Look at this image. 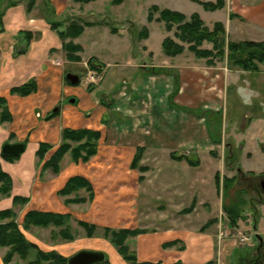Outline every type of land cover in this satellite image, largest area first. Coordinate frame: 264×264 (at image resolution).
<instances>
[{
	"label": "crops",
	"instance_id": "crops-1",
	"mask_svg": "<svg viewBox=\"0 0 264 264\" xmlns=\"http://www.w3.org/2000/svg\"><path fill=\"white\" fill-rule=\"evenodd\" d=\"M49 1L57 14H60L58 12L69 2ZM223 1L224 7L221 10L208 12L220 17L213 21L211 27H206L211 29L215 23H221L228 42H262L264 0ZM124 4L126 1L122 3ZM39 7L40 2L37 1L34 9L27 13L25 2H18L5 9L1 16L0 97L6 98L12 122L0 125V152L4 144H11L8 141L11 133L15 134L16 138L24 136L28 141L23 157L19 156L18 160L12 163L0 159L2 171L12 181L10 197L0 198V211L12 208L13 198L21 197L27 200L21 210L23 215L28 211L74 215L78 213L76 210L80 209L79 205L69 204L67 207L58 192L70 178L79 176L90 183L93 193L90 202L84 203L86 220L83 221L96 227L142 231L134 237V253L138 262L210 264L212 245L217 242L219 249L222 240H213L202 233L215 224L216 220L204 231L201 228L208 221L202 222L197 230L200 234L196 233L195 226L202 217H209V214L204 212L200 199L201 196L204 197L205 185L210 183L211 193L216 195L221 192L223 183L220 180L219 183L215 181L218 172L211 176L212 179L206 180L205 174L209 171L200 157L204 151L201 146L205 144V148L208 147V152H211L220 146L226 149L229 144L232 151L231 144H225L223 139L230 134H239L241 142L249 138H263L264 100L260 96L259 106L253 109L256 113L254 116L249 118L246 111L243 113L239 120L244 121L243 125L238 122L231 123L229 131L225 130L222 134L220 130L219 136L211 134L207 127L209 121L205 119L204 114L222 113L228 88L235 90L238 101H242L245 95L249 97L252 92L247 90L248 83L245 78L264 71V63L257 65V71L249 72L237 67H228L226 63L221 65L217 61L215 65L197 63L190 58L184 59V53L176 57L160 54L155 56L147 46L146 41L150 36L148 31V38L144 41V47L147 49L141 52V55H150V63L143 62V65L135 66L136 78L122 77L116 82L105 81V85L101 86L104 91L100 95L107 96L106 89L111 86L117 88L116 103L109 104L108 100H96L94 92L90 94L82 88H70L62 84L58 62H54L52 57L59 51L61 42L46 23V19L38 14ZM112 8L117 7L113 5ZM192 14L201 18L198 13ZM192 14L186 16L190 17ZM25 33L34 36L28 45ZM14 45L25 47V53L18 54L19 50L15 51ZM113 64L102 62L99 64L102 67L98 70L105 66L113 67ZM157 69L162 71L155 73L154 70ZM32 80L37 85L36 93L27 97L9 94L11 88ZM69 94L75 95L76 107L61 104ZM15 105H18V109L14 112L11 106ZM57 105L61 106V110L56 117L42 119L48 113H57ZM94 109L97 113L92 117L90 111ZM194 110L197 112L194 113ZM35 111H40L37 118ZM68 112L77 113L83 120V125L76 127L69 123L64 117ZM110 113H115L120 120L131 122L133 145L129 142L124 145L123 141L116 140L104 144L108 130L102 125L101 119L103 116L108 117ZM65 128L99 131L101 137L97 154L87 163L78 164H74L70 155L66 154L58 174L46 171L43 177L39 176L42 164L36 165L35 155L39 144L49 143L55 148L60 141L61 130ZM23 130L26 131L22 132ZM122 130L120 137H124V132H130L124 127ZM261 141L264 143V140ZM249 143L246 149L240 144L239 152L245 150L248 154H253L252 158H264V149H256L251 140ZM137 150H141V157L132 167ZM179 150L182 151L181 154ZM190 153H196L197 159L188 158ZM66 159L69 163H65ZM248 173L254 172L248 170ZM75 194L76 192L64 198L72 199ZM154 203L159 205L153 207ZM210 203L213 204V198H210ZM154 224L162 225V228L155 229ZM172 242L175 243L173 246L164 247ZM6 250L0 248V264H3L2 258Z\"/></svg>",
	"mask_w": 264,
	"mask_h": 264
},
{
	"label": "rangeland",
	"instance_id": "rangeland-1",
	"mask_svg": "<svg viewBox=\"0 0 264 264\" xmlns=\"http://www.w3.org/2000/svg\"><path fill=\"white\" fill-rule=\"evenodd\" d=\"M37 1L40 2L38 14L46 19L45 21L49 25V27L52 23L57 24L58 31H64L70 23L76 21H81L82 23L89 24V26L84 27V29L86 28L85 32L77 38V41L76 39L72 40L73 44L80 46L82 49L81 52L75 54V56L79 57V61L73 62L68 60L66 57V52L62 48V45L60 46L59 51L55 55H52V57L55 60L54 62H58L57 68L59 69V73L61 74V82L64 86L70 88H82L90 94L94 92L96 93L94 95L96 100H99L101 102L108 100L109 104L116 103L117 88L111 86L109 89H106V91L108 92L107 96L100 95L101 92L104 91L101 89V86L105 85V81L110 80L116 82L119 81L122 77L125 79L131 78L133 76L135 77L136 65H143V62L150 63V55L146 57L141 55V52L147 49V47H144V41L148 38V36L146 39L139 36L143 29L149 31L150 36L146 42L147 46L151 51L154 52L155 56L158 54H160V56L164 55L161 48V42L163 39L169 38L183 47L184 59L190 58L195 60L197 63L201 62L206 65H215V61H217L221 65L226 63V65L230 67V64H228L225 58H196L193 53L187 50L189 44L183 43L175 37V34H178L176 25H172L171 31L168 32L165 30V25L162 22L158 23L155 21V19L159 17V12L165 9L183 13L186 17V20L189 19V16L186 15L198 13L201 15V18L205 26L207 27H211L213 21L220 17V15L211 14L204 11L200 5L191 1L124 0L123 3L126 1V4H120L122 6L118 5L119 7L116 6L117 8L113 9V5L111 3L112 0H100L94 3L92 2L88 5H74V2L72 0H69V2L63 8L64 11L63 9H61V11L58 12L60 14H57V11L54 9L52 3L49 0H36V3ZM161 6H163V8ZM151 7H156L158 11L153 14V21L148 22L147 15ZM131 21H133V23ZM53 31L57 35V32L55 30ZM31 36L34 38L32 34ZM68 41L69 40H66V42ZM14 47L15 51H24L25 49V47L20 48L19 46L15 45ZM199 49L212 50V45L208 42H203ZM112 61H114L115 63L113 62V64ZM102 62H107L110 65L113 64V67L110 66L108 68H105V66L102 68V70H96V67H94L95 69L91 67V65L93 64H101ZM88 70L97 71L102 76L101 81L94 84H88L85 81L86 73ZM68 73L77 75L79 77L78 86H72L68 82H66L65 75ZM245 80L248 83L246 86L248 87L247 90L252 92L249 97L245 95L243 96L242 101H238L235 97V90L233 88H228L226 89L227 95L224 100V108L222 110V113L218 115H211L207 112H205V114L203 113L205 119L209 121L207 127H209L212 135L214 133V135L216 134L219 136L220 130H222V134L225 132V130H227L228 132L229 128L231 127V123L238 122L240 123V125H243L244 121L239 120L245 111L246 114L248 113L247 116L249 118L256 114L253 109H255V106H259L261 102L259 99L260 96L264 100V71L262 70V72L258 74H250L245 78ZM102 97H104L105 99H102ZM70 100L74 101L71 102ZM76 101L77 100L75 95L69 94L65 96V100L61 104L76 107V104H74L76 103ZM113 106L115 108V105ZM60 108L61 106L57 105L55 107V111L57 113H48L42 119L47 120V118L49 116H52L53 114H55L54 117H56L60 113ZM11 109H13V111L15 112L18 109V105L11 106ZM39 112L40 111H35L34 115L36 116V118L37 113ZM193 112L195 113L197 111L194 110ZM90 113L92 114V117H94L97 113V110L94 109L90 111ZM76 114L75 112H68L64 115V117L67 121H69V123L76 127H79L83 125V120ZM106 117L107 116H103V118L101 119V121L103 122L102 125L105 126V128H107L108 130V136L104 140V144L106 145L110 143V141L116 140L118 142L123 141L124 145H127L128 142L133 145L134 136L132 134L131 122L128 123L124 119H118L115 113L108 114V119ZM10 122H12V119ZM3 123L0 120V125L3 126ZM123 127L130 132H124V137H120L123 131ZM25 131L26 130H23L22 132ZM234 132H236V130ZM205 138L207 139L206 136ZM223 139L225 144H231L232 152L237 164L235 161L228 164L226 160L227 151L223 146H220L218 149H214L211 152H208V147L205 148V144H202L201 148H203L204 151L201 153L200 157L204 162V166L207 167L209 171V173L205 174L206 180H210L211 176L218 172L219 179L223 184L221 187V192L216 195L211 193L210 189H212V186L210 183H207L205 185L204 197L201 196L200 199L203 202V210L205 213L209 214V217H202L201 221L199 223L197 222L198 224L195 226V231L198 230L202 222L206 223L207 221L212 219L216 220V223H213L209 228H207V230L202 233V235L210 236L211 238H213V240L216 239L217 241V236L219 235L220 230L226 235V237L222 239L219 249L217 242L214 246L212 245V259L210 264H264V249L260 247L258 240V238L264 239V212L262 214L257 213L254 216L248 211L249 204L245 201V199L247 200V198H249V196L251 195L250 193H246V191L244 190L245 188L243 189L244 186L240 185V175L236 176L237 174L235 172V167H240L242 174L257 175L259 174V172L264 170V158H260L259 156H255L254 158H252V153L248 154L245 150L239 152L238 149V146L240 144L243 149L249 147V144L251 143H249V140L252 141V143L254 144L253 146H255L256 149H264V143H262L263 141H261L264 140V137H258L255 139L249 138L248 140H242L241 142L239 134L234 135L233 133V135L230 134ZM8 141H10L9 143L11 144L22 143L26 147V141L28 140L24 139V136L16 138V135L11 133ZM60 142L61 135L60 141L55 148L59 146ZM47 145L48 149L45 152L43 158L40 159L36 156V165L39 166L40 164H42L41 172L39 174V176L42 177L46 171L52 172L51 169L44 170L43 165L50 159V157L56 150L55 148H53V145L49 143ZM178 152L179 154H181L182 151L179 150ZM25 153L26 151H24L20 156L23 157ZM196 155V153H190L188 158H190L191 160H196ZM0 159H2L1 153ZM206 159L208 161H206ZM16 160H18V158L13 161L7 162L12 163ZM61 161L59 163V166H61ZM66 162L69 163V160L66 159L65 163ZM248 170H251L254 173H248ZM232 177L233 181H230ZM225 179H227L229 182H225L224 187ZM11 190L12 181L9 194H0V198L8 196L10 197ZM81 190H83L81 193H77ZM78 191H76L75 196L72 198L85 199L86 201L78 203L80 207L79 210H76L78 213L71 215V220L67 223L69 234L72 237V240L70 241L62 239V237L59 235L60 230L64 229L66 226L61 228H55L53 226L47 228L30 227L29 229L24 230L23 218L27 212L23 215V212L21 210L24 208L27 202L20 203L18 201L14 203V197L13 207L7 210L12 211L14 215L12 219L17 224L19 230L22 231L25 238L28 241L34 243L43 252H55L56 254L68 259L81 250H92L102 252L111 264L121 263L123 259L118 255L116 249L109 243L108 239L104 237L103 227H96L93 231L92 236H88L86 230L76 223V220H86V211L84 210L86 205L84 203L90 202L89 196L87 193H85L84 189H80ZM210 198H213V204L210 203ZM62 199L63 201L66 200L64 197ZM239 200L242 201V203H240L238 206V209L240 211L239 218L236 225H231L228 216L223 210V206H232L235 205L236 202L238 204ZM158 205V203H154L152 206L157 207ZM67 207L69 206L67 205ZM8 221L9 219L3 221L0 220V223H6ZM253 225L256 226V231H254ZM154 227L155 229L159 227L162 228V225L154 224ZM196 233L200 234L198 231ZM239 235H243L245 237L250 236L251 240L246 244H240L237 239ZM125 244L128 246L130 252H134V237L127 238ZM9 264L25 263L15 255ZM122 264L124 263L122 262Z\"/></svg>",
	"mask_w": 264,
	"mask_h": 264
},
{
	"label": "trees",
	"instance_id": "trees-1",
	"mask_svg": "<svg viewBox=\"0 0 264 264\" xmlns=\"http://www.w3.org/2000/svg\"><path fill=\"white\" fill-rule=\"evenodd\" d=\"M45 1V0H44ZM78 4H89L98 0H72ZM124 0H112V5L117 6L123 3ZM202 6L207 12H214L221 10L224 7L223 0H216L215 2H201L199 0H191ZM18 2H25L26 12L30 13L35 7L36 0H0V32H2L1 16L5 9L14 6ZM46 6V3H45ZM147 15V21H153V14L158 11L156 7H151ZM156 22H162L165 25L166 31H171L172 25H176L178 34L175 37L181 42L189 44L187 50L196 58H225L230 64V67H237L244 71L255 72L258 69V64L264 63V40L262 42H228L226 40V34L224 27L221 23H215L211 29H208L202 19L197 14H192L188 20L186 17L175 11L162 10L159 12V17L155 19ZM89 26L87 23L76 21L70 23L64 31L57 30V24H50V28L57 32L58 38L61 41L63 50L66 52L68 60L77 62L79 57L75 56L76 53L81 52L80 46L73 44L72 40L77 39L83 33L84 27ZM27 45L32 40L31 34H24ZM141 38L146 39L148 31L143 29L139 34ZM66 40H69L66 42ZM203 42H208L212 45V50H201L199 47ZM162 52L167 57H176L181 55L184 51L183 47L175 43L169 38L163 39L161 42ZM25 51H18V54H24ZM94 68V65H91ZM95 69V68H94ZM98 70V69H96ZM161 69L154 70L155 73L161 72ZM67 82V81H66ZM79 85L78 83L75 85ZM37 85L35 81H30L18 87H13L9 90L10 95L19 97H27L31 94L36 93ZM0 111H1V122H10L12 117L7 109L6 98L0 97ZM55 114L49 116L47 119L54 117ZM101 134L97 130L92 129H69L65 128L61 133V142L56 148L50 159L44 163L43 169H51L53 174H58L60 171L59 163L64 155L69 154L70 159L74 164L87 163L92 157L97 154L98 142ZM48 149L46 143H40L39 148L36 152V156L40 159L43 158L45 152ZM141 150H137L132 167H134L140 160ZM1 158L6 161H13L18 157H7L1 155ZM182 159V157H179ZM219 175L215 176V181L219 183ZM227 179L224 180L227 183ZM230 181H233L231 178ZM229 182V181H228ZM11 180L10 177L2 171L0 168V194L8 195L10 192ZM84 189L89 196V200L92 199V187L90 183L82 177L70 178L65 186L58 192L61 197H68L72 193ZM25 203L27 202L24 198L15 197V202ZM85 199H66L64 203L78 204L85 202ZM223 210L228 216L231 225H236L240 211L238 206H223ZM190 211V210H187ZM186 211V212H187ZM14 215L11 210L0 211V220H8L6 223H0V248H6L7 251L2 258L3 264H9L12 258L16 255L25 264H66L67 260L61 255L55 252H43L34 243L28 241L22 231L19 230L17 224L13 221ZM71 220L69 214H59L51 212H39V211H28L23 218V229L27 230L30 227L47 228L53 226L55 228H61L59 235L64 240H72L69 234V228L67 223ZM214 221H208L201 230H205ZM76 223L84 228L88 236H92L96 226L91 225L82 220H76ZM104 237L108 239L109 243L116 249L118 255L127 264H152V263H140L137 261L135 253L130 252L125 241L129 237H136L141 234L142 231L130 230V229H109L103 228ZM175 243L165 244L164 247H171ZM31 257V259H30ZM100 264H111L107 258L103 263Z\"/></svg>",
	"mask_w": 264,
	"mask_h": 264
},
{
	"label": "flooded vegetation",
	"instance_id": "flooded-vegetation-1",
	"mask_svg": "<svg viewBox=\"0 0 264 264\" xmlns=\"http://www.w3.org/2000/svg\"><path fill=\"white\" fill-rule=\"evenodd\" d=\"M227 149V155L226 159L227 162H234L235 158L234 155L230 149V145L228 144L226 146ZM236 162V161H235ZM237 163V162H236ZM236 176L240 175L241 182L240 185L244 186L243 189L246 191V193H250L251 196L245 199L246 202L249 204L248 211L252 215H256L257 213H263L264 212V171L257 175L252 174H242L239 167L235 168ZM238 201V200H237ZM242 203L241 200H239V203H235L237 206ZM264 216V214H263ZM254 231H256V226L253 225ZM259 245L264 249V239L258 238Z\"/></svg>",
	"mask_w": 264,
	"mask_h": 264
},
{
	"label": "water",
	"instance_id": "water-1",
	"mask_svg": "<svg viewBox=\"0 0 264 264\" xmlns=\"http://www.w3.org/2000/svg\"><path fill=\"white\" fill-rule=\"evenodd\" d=\"M100 69L102 66L93 64ZM66 81L70 85H76L79 82L77 75L68 73L65 75ZM73 102L74 100H70ZM25 151V145L22 143L4 144L1 148V155L7 157H19ZM106 257L102 252L92 250H81L68 258L66 264H100L105 261Z\"/></svg>",
	"mask_w": 264,
	"mask_h": 264
},
{
	"label": "built area",
	"instance_id": "built-area-1",
	"mask_svg": "<svg viewBox=\"0 0 264 264\" xmlns=\"http://www.w3.org/2000/svg\"><path fill=\"white\" fill-rule=\"evenodd\" d=\"M101 79H102V76L97 71L88 70L86 73L85 81L88 84L97 83V82L101 81ZM219 223H220V220H219ZM224 237H226V235L220 230L219 235H218V240H222ZM237 239H238V242L240 244H246L251 240V237L250 236L245 237L243 235H239Z\"/></svg>",
	"mask_w": 264,
	"mask_h": 264
}]
</instances>
